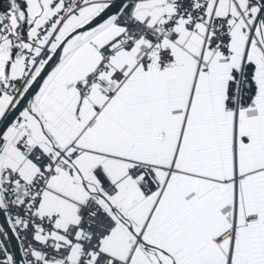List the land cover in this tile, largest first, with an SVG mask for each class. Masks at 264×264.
I'll return each mask as SVG.
<instances>
[{"label":"snow or ice","instance_id":"1","mask_svg":"<svg viewBox=\"0 0 264 264\" xmlns=\"http://www.w3.org/2000/svg\"><path fill=\"white\" fill-rule=\"evenodd\" d=\"M0 264H264V0H0Z\"/></svg>","mask_w":264,"mask_h":264}]
</instances>
